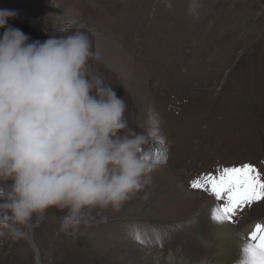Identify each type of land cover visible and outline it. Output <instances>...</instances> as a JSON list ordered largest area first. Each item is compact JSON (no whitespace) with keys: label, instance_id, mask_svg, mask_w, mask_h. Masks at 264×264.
<instances>
[{"label":"rangeland","instance_id":"1","mask_svg":"<svg viewBox=\"0 0 264 264\" xmlns=\"http://www.w3.org/2000/svg\"><path fill=\"white\" fill-rule=\"evenodd\" d=\"M190 6L191 0H0V11L15 13L7 24L31 40L87 32L100 56L93 68L124 97L129 126L141 131L155 116L164 148L151 183L119 211H94L96 221L70 236L59 231L64 213L51 208L27 239L0 238V264H167L171 252L196 264L204 252L197 227L187 225L186 214L177 218L174 206L196 199L190 209L198 211L201 196L227 201L191 184L244 165L264 180V0H198L191 12ZM263 204L243 205L232 217L244 228L264 216Z\"/></svg>","mask_w":264,"mask_h":264},{"label":"clouds","instance_id":"2","mask_svg":"<svg viewBox=\"0 0 264 264\" xmlns=\"http://www.w3.org/2000/svg\"><path fill=\"white\" fill-rule=\"evenodd\" d=\"M14 16L0 11V238L27 239L51 208L75 236L94 211H119L151 183L159 120L129 126L124 97L93 68L87 32L31 40L7 24ZM247 259L264 264V248L248 247Z\"/></svg>","mask_w":264,"mask_h":264},{"label":"bare ground","instance_id":"3","mask_svg":"<svg viewBox=\"0 0 264 264\" xmlns=\"http://www.w3.org/2000/svg\"><path fill=\"white\" fill-rule=\"evenodd\" d=\"M203 197H200L202 202L198 211L190 209L191 205L197 202L196 199L184 201L183 205L187 203L184 208L179 209V205L176 206V204V207L174 206L177 218L180 215L186 214L189 216L187 225L189 227H197L195 233H197L198 239L204 247V252L199 260H196V264H248L247 249L252 244L249 237L257 224L264 225V216L242 228L243 226L240 225L243 223V220H240L239 217H232L231 222L227 219L219 220L216 218L217 210L224 207L223 201L215 202L212 200L207 202ZM30 239L32 240V237ZM32 246L34 249H37L34 244ZM194 263L192 260L189 261L188 258L181 259L180 254L177 252H171L167 260V264ZM38 264L41 263L39 262ZM156 264L164 263L157 260Z\"/></svg>","mask_w":264,"mask_h":264},{"label":"snow or ice","instance_id":"4","mask_svg":"<svg viewBox=\"0 0 264 264\" xmlns=\"http://www.w3.org/2000/svg\"><path fill=\"white\" fill-rule=\"evenodd\" d=\"M163 152V141H160L152 150L153 158L161 162ZM191 187L193 189L210 187L215 197L221 200L226 199L225 206L217 210L216 218L227 219L229 222L237 208L264 200V180L261 179L258 169L252 165L224 168L218 175H206L203 181L197 179ZM249 239L252 241L249 247L264 248V225L257 224Z\"/></svg>","mask_w":264,"mask_h":264}]
</instances>
